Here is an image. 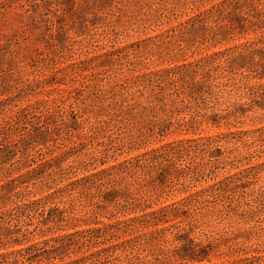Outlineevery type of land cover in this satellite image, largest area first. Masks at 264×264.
I'll use <instances>...</instances> for the list:
<instances>
[{
  "label": "rangeland",
  "instance_id": "1",
  "mask_svg": "<svg viewBox=\"0 0 264 264\" xmlns=\"http://www.w3.org/2000/svg\"><path fill=\"white\" fill-rule=\"evenodd\" d=\"M0 264H264V0H0Z\"/></svg>",
  "mask_w": 264,
  "mask_h": 264
},
{
  "label": "trees",
  "instance_id": "2",
  "mask_svg": "<svg viewBox=\"0 0 264 264\" xmlns=\"http://www.w3.org/2000/svg\"><path fill=\"white\" fill-rule=\"evenodd\" d=\"M154 90V89H152ZM151 94H154L156 97L154 98L156 101L158 102H162V100L164 99V95H165V91L164 90H160L159 92H152L150 93V96ZM151 98V97H150ZM152 99V98H151ZM136 100H139L140 101V97H138ZM140 104L136 103L135 107L139 106ZM130 110H133L134 108L131 107V108H128ZM185 124H177L178 128H180L181 130H183V128L185 127ZM153 155L154 157H157L158 155H156L155 152H153ZM132 163L131 161L129 162H124L122 163L119 167H116V168H119L120 170H128L130 167L129 165L132 166ZM115 168V169H116ZM212 188H209V189H205L204 191H202V199L200 198V201L199 203L201 202H206V198L209 197V194H211L212 192ZM113 194H117L118 192L117 191H114L113 190ZM183 201L180 202V204L182 203ZM179 203H174V204H171V205H167V206H161L160 208H158L157 210H154L152 212H148L147 214L145 213V209L146 208V205H147V201H144L143 202V205L139 206L138 208H140L141 210H144L143 211V215H145L144 217H131L130 218V223L133 224V225H144L145 224H148L150 226H160L162 224H165V223H168L170 221H173L175 219H178L180 218V204L178 205ZM137 209V207H136ZM189 210V209H188ZM187 217H189V215H187ZM142 219H145V221H141ZM197 220V219H195ZM190 222V220H189ZM65 238H70L69 236L68 237H65ZM67 241V239H63L62 242L65 243ZM85 242H82L81 244V250H83V247H84Z\"/></svg>",
  "mask_w": 264,
  "mask_h": 264
}]
</instances>
